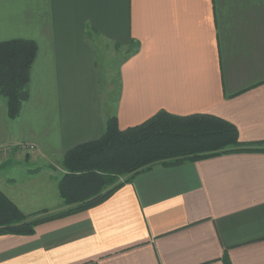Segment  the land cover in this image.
Listing matches in <instances>:
<instances>
[{
	"label": "crops",
	"instance_id": "0c3cea01",
	"mask_svg": "<svg viewBox=\"0 0 264 264\" xmlns=\"http://www.w3.org/2000/svg\"><path fill=\"white\" fill-rule=\"evenodd\" d=\"M12 38L37 44L16 118L0 97V148L15 162L58 165L111 114L123 129L158 110L209 113L243 142L264 140V0H0V41ZM101 41L135 48L114 97L96 68ZM17 168L0 190L23 213L65 207L51 169ZM21 174L44 181L13 190ZM224 253L264 264V151L155 163L93 207L0 234V264H224Z\"/></svg>",
	"mask_w": 264,
	"mask_h": 264
},
{
	"label": "trees",
	"instance_id": "16d2710c",
	"mask_svg": "<svg viewBox=\"0 0 264 264\" xmlns=\"http://www.w3.org/2000/svg\"><path fill=\"white\" fill-rule=\"evenodd\" d=\"M132 48L127 47L123 58L135 52ZM36 52L37 44L32 39L0 41V97L11 119L19 115L29 96L30 69ZM240 151H264V140L241 141L233 123L213 114L176 115L158 110L123 129L111 114L99 138L79 143L62 155L63 172L57 190L63 209L28 217L0 190V234L29 235L40 223L93 207L155 163L172 165ZM222 260L231 264L226 253Z\"/></svg>",
	"mask_w": 264,
	"mask_h": 264
},
{
	"label": "rangeland",
	"instance_id": "374dc122",
	"mask_svg": "<svg viewBox=\"0 0 264 264\" xmlns=\"http://www.w3.org/2000/svg\"><path fill=\"white\" fill-rule=\"evenodd\" d=\"M99 44V45H98ZM98 45V46H97ZM95 46V63H96V68L98 69V72L100 74V79H101V88L107 87V89L110 91V97H114L116 90H117V81H118V66L120 63V60L126 55L125 49L123 47L119 46L118 48L113 47L112 43L109 42H99ZM112 92V93H111ZM113 94V95H112ZM112 98L109 99L111 103ZM22 151L25 153H28L27 149L23 148L22 146H19ZM10 146H4L0 148V175L4 174L5 172L7 173V169H9V173L11 175H15L18 168L20 166L28 167L31 171L33 170H40L39 172L43 173V168H49L51 169L52 173V178L54 180V183H56L55 180H57L60 175L63 172V168L61 166V160L57 164H53L51 162H45L44 160H27V159H21L20 161L15 162V160L8 159V152ZM29 154V153H28ZM27 158V157H26ZM10 166V168H7ZM56 166H59V169L56 168ZM7 168V169H6ZM29 170V171H30ZM41 175V174H40ZM18 182V185L13 188L21 191L27 188H32L35 189L38 187L40 184L43 183L44 181V176L43 174L41 175L40 178H36L33 181L27 180L25 181L24 177H22ZM0 186L2 188V182L0 180ZM57 190L54 188V195ZM57 197V196H56ZM44 212H35L33 214H25L28 217H33V215H42Z\"/></svg>",
	"mask_w": 264,
	"mask_h": 264
},
{
	"label": "built area",
	"instance_id": "2783aa9c",
	"mask_svg": "<svg viewBox=\"0 0 264 264\" xmlns=\"http://www.w3.org/2000/svg\"><path fill=\"white\" fill-rule=\"evenodd\" d=\"M23 148L27 149L28 151H32L35 148V145L32 143H26L21 145Z\"/></svg>",
	"mask_w": 264,
	"mask_h": 264
}]
</instances>
